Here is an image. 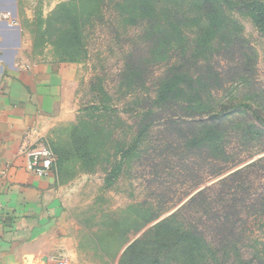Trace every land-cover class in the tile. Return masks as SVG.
Instances as JSON below:
<instances>
[{
	"label": "rangeland",
	"instance_id": "obj_1",
	"mask_svg": "<svg viewBox=\"0 0 264 264\" xmlns=\"http://www.w3.org/2000/svg\"><path fill=\"white\" fill-rule=\"evenodd\" d=\"M65 3L78 6L71 13L83 27L78 61H70L68 50L62 49L70 26L59 10ZM126 6V0L18 1L30 58L67 67L63 95L42 140L56 155L54 174L65 203L66 234L74 244L69 263L119 264L131 242L145 241L158 219L173 215L178 222L206 230L210 247L205 253L215 251L219 259L213 264H220L225 249L215 208L235 203L241 209L231 218L238 221L237 234L242 236L230 242V259L223 264H256L255 256L264 258V207L258 212L250 206L264 203V132L250 125L258 124V115L264 118V31L249 15L228 11L242 26L246 48L234 44L242 50L222 58V67L248 46L254 73L242 79L237 70L225 74L215 93L220 101L244 105L245 111L224 122L225 155L214 158L205 147H184L176 133L156 125L157 119L138 146L144 113L152 108L166 65L156 61L152 44L148 50L146 26L130 19ZM196 30L189 27L188 35ZM177 56L175 51L168 62ZM153 242L151 237L146 240L150 255L158 254ZM126 260L124 255L120 264ZM161 264L177 263L167 255Z\"/></svg>",
	"mask_w": 264,
	"mask_h": 264
},
{
	"label": "trees",
	"instance_id": "obj_2",
	"mask_svg": "<svg viewBox=\"0 0 264 264\" xmlns=\"http://www.w3.org/2000/svg\"><path fill=\"white\" fill-rule=\"evenodd\" d=\"M126 1L127 12L131 15L130 19L139 20L146 26L148 50L152 44L156 61L166 65L160 77L156 96L151 101L152 108L144 113L143 119L146 122L139 131L135 144L139 146L143 136L151 130V121L157 119L156 125L163 127L172 135L176 133L178 138H181L184 147L199 150L205 147L208 154L214 158L225 155L224 144L227 135L223 132L224 122L230 115L245 114V111L242 109L244 105L220 101L218 97H215V93L224 85L223 76L225 74L227 76L230 72L237 70L242 73V79L254 73V65L249 63L247 57L248 50L251 49L248 46L245 53L243 50L237 59L233 58L228 62L226 68L222 67V58L228 53L236 55L235 51L242 50V48L235 49L234 44L237 47L246 48V39L240 33L242 26L227 13L235 10L249 15L254 23L264 31V1ZM73 8L76 10L78 6L72 7L71 4L65 3L59 7L63 19L70 23L64 34L69 41L65 42L62 49L64 53L68 50L67 55L70 61H78L75 55L83 49L80 34L83 27L78 24L79 16L71 13L72 10L75 12ZM191 26H197V30L191 31V35H188L187 29ZM175 51H178V56L173 62H168ZM215 55L219 58L217 61H214ZM131 57L133 58V55L129 57V60ZM133 64L135 65V62L132 59L129 63L130 69ZM245 82L247 84V81H244V85ZM248 107L257 116L258 110H254L250 105ZM260 115L256 117L258 124L251 121L250 125V128H255L259 133L264 132V118ZM261 200H264V196ZM250 207L259 212V207H264V203L258 202L251 204ZM208 209L214 211L213 207ZM240 209L241 207L239 208L235 203L215 208L220 215L217 219L219 227L216 229L220 232L219 234H222L221 238L225 240L220 239L225 249L220 264L230 259L228 247L235 239L239 240L242 236V233L237 234L238 221L231 218L234 217L231 214L236 215ZM145 233L147 234V231ZM148 234L145 236L146 240L153 238V244L158 247V254H149V249L145 247L147 246L146 240H134L126 247L121 257L123 260L124 255L128 256L124 264H150L149 261L161 264L163 256L167 255H171L177 264L218 262L219 258L216 259L215 251L205 253L210 243L206 239V230L199 224H183L171 215L158 219ZM219 249L218 246L217 251ZM255 257L256 264H264V258L259 255Z\"/></svg>",
	"mask_w": 264,
	"mask_h": 264
},
{
	"label": "crops",
	"instance_id": "obj_3",
	"mask_svg": "<svg viewBox=\"0 0 264 264\" xmlns=\"http://www.w3.org/2000/svg\"><path fill=\"white\" fill-rule=\"evenodd\" d=\"M18 1L0 0V264H58L74 250L64 199L25 148L48 133L67 67L30 58Z\"/></svg>",
	"mask_w": 264,
	"mask_h": 264
},
{
	"label": "built area",
	"instance_id": "obj_4",
	"mask_svg": "<svg viewBox=\"0 0 264 264\" xmlns=\"http://www.w3.org/2000/svg\"><path fill=\"white\" fill-rule=\"evenodd\" d=\"M26 154L29 158L27 169L31 173L45 177L55 172L56 155L50 145L43 141L42 138L36 140L33 145L26 146ZM2 219V211L0 208V221ZM58 264H70L65 258H60Z\"/></svg>",
	"mask_w": 264,
	"mask_h": 264
},
{
	"label": "water",
	"instance_id": "obj_5",
	"mask_svg": "<svg viewBox=\"0 0 264 264\" xmlns=\"http://www.w3.org/2000/svg\"><path fill=\"white\" fill-rule=\"evenodd\" d=\"M29 264H34V263H29Z\"/></svg>",
	"mask_w": 264,
	"mask_h": 264
}]
</instances>
